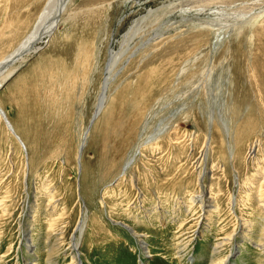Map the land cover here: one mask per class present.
Here are the masks:
<instances>
[{
  "label": "rangeland",
  "instance_id": "374dc122",
  "mask_svg": "<svg viewBox=\"0 0 264 264\" xmlns=\"http://www.w3.org/2000/svg\"><path fill=\"white\" fill-rule=\"evenodd\" d=\"M47 1L0 0V61ZM256 1H73L66 24L0 87V108L23 144L0 121V264L34 259L27 230L35 262L70 264L80 221L81 264H212L214 248L232 236L217 262L237 246L231 264H264V16L250 20L262 10ZM112 49L122 56L110 71ZM136 49L93 120L105 74L109 82ZM210 114L228 134L214 125L210 133ZM207 158L212 173L201 180ZM209 190L218 209L204 215L190 198ZM112 220L142 234L146 252Z\"/></svg>",
  "mask_w": 264,
  "mask_h": 264
},
{
  "label": "bare ground",
  "instance_id": "6f19581e",
  "mask_svg": "<svg viewBox=\"0 0 264 264\" xmlns=\"http://www.w3.org/2000/svg\"><path fill=\"white\" fill-rule=\"evenodd\" d=\"M74 0H48L43 11L41 12V14L39 15L36 23H35V26L34 28L32 29V31L25 37V39L22 41V43L16 47L12 52H10L8 55H6L1 61H0V87L3 83H5L4 81L10 76L12 75L13 71L15 72L16 69H19V64L23 63V61H27L31 56H35L37 55L39 52H41L43 49H44V46L47 44V42L55 35V33L57 32V30L59 29V26L61 23H65L68 21V18H63V16L66 14V11H67V8L73 3ZM261 1V0H260ZM256 1V3H259V4H262V10L256 14L255 13V16L253 17V15H251L252 19H250L251 21L254 20V19H260L264 16V8H263V4L262 1ZM240 6V5H239ZM238 6V7H239ZM241 7V6H240ZM154 11H150V14H153ZM254 14V13H253ZM262 16V17H261ZM67 19V20H66ZM135 34V33H134ZM129 36L131 35H128L126 39L129 38ZM125 37V36H124ZM162 36L161 35H157L155 36V39L156 40H159ZM164 37V36H163ZM132 37H130V42L126 40V43H128L127 46L128 48H126L125 50H123V53H127L130 52L132 50V47L133 45L131 44L132 43ZM124 40V39H123ZM124 42V41H123ZM125 43V44H126ZM145 43L142 44V46H140L139 50L141 49H144L146 46H144ZM123 47V46H122ZM125 47V46H124ZM139 47V46H138ZM134 50V49H133ZM132 50V51H133ZM138 50L136 49L134 53H131L126 61L124 62V64L122 65V67L115 73V75L112 77V79L107 82L106 79L109 77L108 74L106 75L105 74V79H104V83H103V92L102 94L100 95V99L98 101V104L96 106V110H95V115L93 117V120H95L99 114L102 112V109L104 108L105 106V103H106V100H107V92H108V89H109V86L111 85V83H113L115 81V79L120 75L119 72H121V69H123L125 67V65L127 64L128 61H130L131 59V55L132 54H135L137 53ZM110 59L106 65V67H108L110 65V71L113 69L114 65L116 63L119 62L120 60V57L122 56H118L117 58V52H115L113 49L110 51ZM127 56V55H125ZM112 64H111V62ZM18 67V68H17ZM8 71V74L5 75V73ZM113 72V71H112ZM181 73H185V69H181V71L178 72L177 74V77L175 79L176 82H178L180 79H181ZM112 74V73H111ZM181 99V98H180ZM176 100V99H175ZM159 102V101H158ZM179 111V110H178ZM178 111H175L172 113L171 115V119L174 120L176 119L177 115H179L180 112ZM181 111V110H180ZM0 121H3L5 123V125L8 127L10 133L16 138V140L22 144V140L21 138L17 135L16 131H15V128L13 127V125L10 123L7 115L5 114V112L0 108ZM223 118L221 117L220 121L222 120ZM18 120V119H17ZM93 123V121H92ZM91 123V124H92ZM172 123V122H171ZM221 124L220 125L219 123H216L215 119H214V116L213 114H210L209 116V127H210V133H212V129H213V125L217 128L220 129H223L224 132H227L226 134H228L229 132V127H228V123L227 122H224L223 120L221 121ZM14 128V129H13ZM89 130V129H88ZM165 130H162V132H160V135L154 137V139L152 140H148L147 143H154L155 139L160 137L163 133H164ZM86 138H87V135L85 134L84 137L82 138L81 140V143L78 147V166L82 165V154H83V151H84V148H85V143H86ZM210 139H211V134L208 135V141H207V149H210ZM23 145V144H22ZM257 149V145L253 146L252 149H251V154H254L255 151ZM140 153H137L134 157H132L128 162H126L125 164V167L123 169V176L125 175V173L130 169V168H133V164H135V162L137 161V156L139 155ZM199 163V162H198ZM208 158L206 160V167H204V171L201 172L202 170L200 169V177H201V180H203L204 178H208L210 176V173H212V168L210 169L208 166ZM208 164V165H207ZM202 167V166H201ZM214 167V166H213ZM214 169V168H213ZM134 179H133V183H134ZM205 184H207V180H205ZM208 188V187H207ZM139 190V189H138ZM48 194L46 192V196H47V199L49 200V204H53V198H52V193L50 190H48ZM207 194H210V190L207 192V193H199L198 195H194L190 198L191 202H190V205H191V208H193L194 205H200L199 207L202 209V211H206L204 215L208 214L210 211H216L218 209V206L217 204H214L209 206V200L211 199L212 200V197H213V193L211 192V196L212 197H209V198H206V195ZM139 195H143V193L139 190ZM214 202V201H213ZM232 203V202H231ZM6 205V204H5ZM55 205H53V208ZM5 208V207H4ZM209 209V211H207ZM189 210V209H188ZM187 210V211H188ZM52 212V211H51ZM201 212V211H200ZM61 216H62V213H61ZM203 216V213L199 216L198 218V222L195 226V234H198L196 233L198 231V228L200 229L202 226H203V223L201 222V218ZM60 218V217H59ZM56 219V218H55ZM204 220V219H203ZM54 221V220H52ZM51 221V230L52 232H54V226H53V223ZM113 223H116L117 225H120L124 230L126 231H129L131 233V235L133 236V238H135V240H138L137 244L140 246L141 248V251L142 252H146V250L148 249L147 247V243L144 241V236L142 234H140L139 232H137L136 230H134L131 226L129 225H126L125 223H122V222H115L114 220H112ZM55 222V221H54ZM62 222V221H61ZM57 226V225H56ZM58 227V226H57ZM86 227V224L84 221H80L78 223V226H77V229L75 230L72 238H71V242H70V246L67 250V252H69L71 255H72V260H71V263L70 264H81V259H80V253H79V238L82 236L83 232H84V229ZM61 230V229H60ZM64 230V229H63ZM57 231V230H56ZM62 231V230H61ZM30 232L31 231H26L25 232V235H24V238H23V242H25V244H27L28 248L27 250L29 251V253L31 254V257H34L33 258H27L28 260L25 261V260H22L24 264H38L36 261L37 259V256H36V250L34 251V241H33V238L32 236H30ZM58 232V231H57ZM33 234V233H32ZM52 234V233H51ZM61 234V233H60ZM63 234V232H62ZM61 234V235H62ZM56 235H58V233H56ZM78 235H80V237L78 238ZM233 237V236H232ZM232 237H229V238H225L223 239L221 242H219L218 244V247H215L214 248V257L212 259V264H231L230 262V258L231 256L233 255L232 253L233 252H238V247L237 246H233V249L231 252V254L228 256H225L223 259L221 258V260H219L217 262V254L218 253H221L219 252V247H224V245L227 243V244H232L231 242L233 241ZM185 239V238H184ZM186 240V239H185ZM60 241V240H59ZM192 238L190 240H186L185 242V246L187 249V251H190V246L192 244ZM263 241V240H262ZM22 242V243H23ZM183 243V242H182ZM21 245V244H20ZM258 247H261L262 249V252H264V246H261V245H257ZM53 248V247H52ZM58 248V247H57ZM33 251V252H32ZM229 252V253H230ZM52 253V252H51ZM55 253V252H54ZM184 253V252H183ZM66 254V250H65V253ZM182 254V253H181ZM185 254V253H184ZM53 256V255H52ZM4 257V256H3ZM2 257V258H3ZM50 258V257H49ZM220 258V257H219ZM216 259V260H215ZM39 260V259H38ZM191 260V259H190ZM1 261V260H0ZM51 261V260H50ZM52 262V261H51ZM50 262V263H51ZM53 263V262H52ZM51 263V264H52Z\"/></svg>",
  "mask_w": 264,
  "mask_h": 264
},
{
  "label": "water",
  "instance_id": "95a60500",
  "mask_svg": "<svg viewBox=\"0 0 264 264\" xmlns=\"http://www.w3.org/2000/svg\"><path fill=\"white\" fill-rule=\"evenodd\" d=\"M128 63V62H127ZM126 66V65H125ZM122 70V69H121ZM19 71V70H18ZM120 73V72H119ZM92 125V124H91Z\"/></svg>",
  "mask_w": 264,
  "mask_h": 264
}]
</instances>
